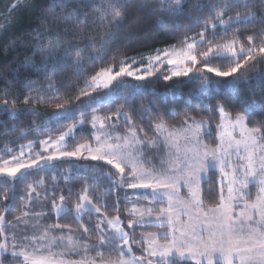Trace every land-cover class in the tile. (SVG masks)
Here are the masks:
<instances>
[{"label": "trees", "instance_id": "1", "mask_svg": "<svg viewBox=\"0 0 264 264\" xmlns=\"http://www.w3.org/2000/svg\"><path fill=\"white\" fill-rule=\"evenodd\" d=\"M106 3L107 0H0V102L7 98L8 107L12 108L13 98L17 101L14 115L0 105V163L19 155L27 145L37 147L40 141L53 139L79 123L68 141V148L91 144L93 115L104 120L106 116L110 120H119L124 124L120 125L121 129L128 127L124 116L115 115L122 103V97L119 100L117 97L125 89L133 94L134 110L128 111L132 126L143 129L145 136L150 135L146 129L152 125L163 123L167 127H176L185 117L214 125L218 122L216 109L221 106L223 113L231 117L240 113L243 106L248 126H260L255 122L264 120V106L260 103L264 99V59H261L264 54L253 52L256 59L245 62L248 53L241 54V48L249 47V35H259L260 39L252 45L258 49L264 42V27L258 20L235 22L237 13L259 11V3L254 9H245L243 6L236 8L234 0H180L182 14H172L164 12L168 0H132L119 24L115 23L111 10L105 11ZM52 4L57 6L49 7ZM140 4L147 7L141 10ZM209 4L218 7L209 13L206 11ZM46 31L52 35H40ZM65 31L67 35H60L59 43L62 48L69 49V56L60 62L54 74L45 77L26 63L31 58L34 64H39L40 54L34 55L37 44L51 47L57 40L55 34ZM202 32L206 41L195 47L198 63L194 70L199 69L211 79V86H206L192 73L166 81L164 77L171 75L165 65L153 69L151 75L137 85H120L119 88L110 85L105 89L87 86L93 76L132 58L166 48L182 49L193 39L200 42ZM105 36L107 50L102 59H96L94 45L98 48ZM225 45L234 48L235 55ZM209 48L214 52L210 54L207 67L228 71L237 61L244 66L229 77L208 73L202 53ZM77 51L83 53L79 58L80 70L75 63ZM200 90L211 97L206 103L196 96ZM5 91L11 95L5 97ZM26 97L29 98L27 104L24 103ZM57 104H64L68 110H58ZM13 125H16L15 131L11 130ZM205 142L216 146L213 137ZM114 180V171L103 162L89 159L55 161L20 174L14 185L5 184L1 178L0 188L11 187L14 195L8 201L0 200V211L8 205L3 215L4 221L9 223L30 211L43 209L46 214L42 227L59 223L77 231L81 224L71 213V208L80 203L81 196H87L91 205L100 208L98 216L102 218L123 215L127 210L130 204L128 192L117 188ZM200 189L204 205L214 207L218 198L214 172H209ZM51 201L61 202L68 211L56 218L51 211ZM86 215L92 223L96 220V216ZM32 219L37 226L36 219ZM66 230L56 231L66 233ZM156 230L157 227L152 225L135 228L133 239ZM135 253L138 252L135 250Z\"/></svg>", "mask_w": 264, "mask_h": 264}, {"label": "snow or ice", "instance_id": "2", "mask_svg": "<svg viewBox=\"0 0 264 264\" xmlns=\"http://www.w3.org/2000/svg\"><path fill=\"white\" fill-rule=\"evenodd\" d=\"M132 0H107L105 11L111 10L114 13L113 19L116 24L122 22L125 18L126 9ZM259 3V11H248L245 14L237 13L235 17L236 23H242L244 21L258 20L261 27H264V16L261 13L264 12V0H234V6L240 8L243 6L245 9L256 8ZM52 4L49 7H56ZM60 6H63L61 3ZM147 7L146 4H140L141 10ZM218 7L217 5H207L206 11L211 13ZM164 12H171L172 14H182V5L180 0H168V8L164 9ZM198 19V17L196 18ZM221 24L224 21L221 19ZM111 23V22H110ZM163 23V21H161ZM52 35L50 31L40 33L43 35ZM56 43L51 47H40L39 43L34 48V55L40 54L39 64H34L31 58L26 60V63L33 65V69L36 72L44 73L45 77H49L54 74L60 65V62L69 56V49L62 48L59 43L60 35H67V32L56 33ZM200 42L197 47L203 45L206 41V36L202 32L199 34ZM214 39V37H213ZM260 39L259 35H249L247 41L249 47L247 49L241 48V54L245 51L248 53L245 62L255 60L256 57L252 55L253 52H259L264 54V42L256 49L252 47L256 40ZM107 36L103 37L100 46L97 48L94 45V51L96 52V59H102L106 52ZM79 47V46H76ZM229 51L235 55V49L229 45ZM187 49L183 54V58L179 61L168 59L169 65L177 63L183 64L185 60L190 61L193 67H184L183 69H177L172 72L171 77L165 76L167 81L172 77L189 76L190 73L197 76L206 86H211V79L204 76L199 69L194 71V66L197 65V55H193V44H187ZM214 50L209 48L202 53L203 62L207 67V62L210 60V54ZM77 59L75 63L80 70V57L83 53L77 51ZM167 55V54H166ZM159 59V57H157ZM264 59V55L261 56ZM244 65L237 61L235 66L228 69V71H220L218 68L207 67L208 73H215L218 77H229L237 73ZM124 75L133 76L132 71L126 70L124 66L120 68L119 72L115 75H109L105 83L107 88L112 81L116 80V84L113 87L119 88L120 85L126 83L123 80H117L118 77ZM151 75V72L147 73ZM136 80H145V76L136 75ZM92 80L95 81L96 77L93 76ZM32 83L31 81L29 82ZM5 97L11 95L10 92L5 91ZM132 93H129L126 89L123 90L117 99H121L122 103L115 111L117 117L124 116L128 121L129 129L131 131V137H124L123 146L121 143H101L100 147L93 149L88 144H79L73 150H60L52 155L44 156L38 155L37 158L28 160L23 159V151L20 155L11 156L10 160H4L0 164V177L4 178L5 184L14 185L18 174H27L30 169L44 165H50L55 161H60L65 158L76 159H90L92 161L104 160L107 164L112 165L118 173L120 178L114 180L113 183L117 188H123L127 183V188L132 190H144L137 191L136 195L144 199H148L150 204L167 203V207H149L147 208V214L150 218L153 211H157L158 215L155 217L163 226L165 223L168 225V230L163 233L162 238L168 241L164 246L157 248L152 246L145 249V257H137L131 261L124 258V247H127L128 252H131L132 238L129 233L123 232L121 229H117L116 235L106 234L101 227V223H98L95 227L98 232L99 247H105L111 245L113 250L118 251L120 256L118 260H102L100 264H181L182 261H192L193 264H264V120L256 121L259 127H249L246 123V114L244 107L242 106L241 112L237 113L234 120L231 123V130L226 128L223 124L217 126V139L219 143L216 147H209L204 144L201 135L202 128L205 126L203 120L196 121L192 117H185V119L176 127L169 130L168 137H165V143L172 145L171 142L178 139H183L185 144L184 151V163L183 166L179 162V157L173 162V165L169 168L161 166L160 169L154 167H147L145 164L139 163V161L133 156V154L126 150L127 147H134L135 144L148 143L152 144L153 141L145 142L142 139H137V134L142 132L143 129H135L132 126L131 117L128 116V111H133L134 100L132 99ZM211 99V97H209ZM8 99L5 98L0 105L3 109L9 113L17 111L15 104L16 99L13 98V107H8ZM25 104L29 103V98L26 97ZM261 105L264 106V99L261 100ZM58 110L67 111L68 109L64 104L56 105ZM122 109H127L124 111ZM219 111L223 112V107L219 108ZM82 115H84L82 113ZM143 118V117H141ZM97 117L93 116V129L95 130V121ZM105 120H110V117L106 116ZM105 125L101 124V129H104ZM156 129H164L163 123L157 124ZM12 131L16 130V125L12 126ZM116 130V124L109 125V130L105 133L110 139ZM43 131V130H41ZM73 128H69L66 132L59 136L57 143L63 142L65 137L71 136ZM238 132L239 138L233 133ZM97 141L101 140L100 136H96ZM116 141H120V136L115 137ZM51 140L45 141V145L50 143ZM31 143V142H30ZM108 149L104 151L103 149ZM87 149L89 156H83V150ZM47 150V149H45ZM139 157L143 158V148L137 150ZM179 152V149H177ZM190 153V155H189ZM237 158L238 163H233V158ZM131 164L128 172H126V166ZM211 168H216L221 173L222 178L225 176H231V179L227 181V197L224 195L223 186L220 189V200L215 208L203 209V194L199 185L203 176L207 175ZM226 169H230L228 172ZM131 176V182L126 181V176ZM249 178H254L258 185V192L255 199L251 198V194L248 191ZM224 180H221L223 185ZM188 189V199L182 200L179 198L181 188ZM71 191V190H69ZM2 196L0 200L8 201L14 195L13 188L4 187L0 188ZM63 200L64 197H61ZM81 203L76 205V211L79 212L81 208L91 205V201L87 196H81ZM174 204L179 205L183 209V215L189 219L186 222H181L180 212L174 208ZM7 204L4 205L6 210ZM95 212L99 213L100 208L92 205ZM52 209L57 214L61 211L60 206L53 203ZM4 221V215L0 214V222ZM153 222L151 219H145L141 214L140 219L132 220L129 222V228H135L138 224H145ZM109 224L114 223L113 220L108 221ZM83 228V233H89L90 229ZM60 230L63 232L67 229L69 233L73 230L69 225H61L59 223L49 225L45 230V237L50 230ZM152 237H156V233L149 234ZM171 236L172 239L168 240ZM35 239V237H33ZM65 239L63 235L60 237L53 236V240L62 241ZM71 248L79 247V241L74 240L71 235L67 237ZM136 243L145 242L143 238L136 240ZM155 244V240H153ZM85 250H87V242H84ZM97 247V245H94ZM17 245L13 244L11 248L5 243H0V264H4V257H23V264H67L66 261L60 257L63 255L57 254L51 251L49 248L47 251L49 255H40L39 258H33L31 254H26L22 249L17 251ZM36 252H41L42 249H35ZM99 254V253H98ZM173 257V259H169ZM82 264H96V261H84Z\"/></svg>", "mask_w": 264, "mask_h": 264}, {"label": "rangeland", "instance_id": "3", "mask_svg": "<svg viewBox=\"0 0 264 264\" xmlns=\"http://www.w3.org/2000/svg\"><path fill=\"white\" fill-rule=\"evenodd\" d=\"M189 43L193 44L194 50L192 54L195 55V47L197 44H199V39H193V40L187 41L184 44L182 49L166 48V49H163L162 51L154 52L152 54L132 58L128 61L123 62L122 64L118 66L102 71L98 76H96V80L95 81L90 80L87 86L90 89H101V88L105 89L104 85L108 79V76L115 75L116 72L120 71V68L122 66H124L126 70L128 71H132L134 75L133 76L124 75L122 77H118L117 80L126 81V83L122 85H132V86L135 84L136 85L139 84V82L141 81V80L139 81L136 80L135 78L136 75H141V76L146 77L148 76L147 73L152 72L153 69L159 66H162V65H165L168 68L170 75L172 74L173 71L177 69H183L184 67H193L191 65V62L187 60H185L183 64L177 63L174 65H169L167 63L168 59H173L177 61L182 59L183 54L186 51H188L187 44ZM157 57H159V59H157ZM114 84H116V80L112 81V84L110 85H114ZM196 96L203 103H206L209 97L207 92L204 90H200L196 94ZM62 113L58 115L60 116ZM216 113L218 117V122L214 125H211V124H208L206 121H204L205 126L202 128L201 138L204 144L208 145L209 147H212V146L207 144V142H205V140L207 139L210 140L213 137L216 141V145L219 143L217 139V126L223 124L226 128L231 130V123L236 116L235 115L231 117L219 111V107H217ZM10 114L14 115V113H10ZM95 117H97L95 121V130L92 127L93 125L92 119H91V124H90L91 130H92L91 132L92 143L91 144L86 143L89 146H91L93 149L100 147L101 143L119 142L123 146L124 144L123 138L131 137V131L129 129L128 121H126L128 127H124L123 129H121L120 125L124 126V124H121L119 120L106 121L104 119L99 118L98 116H95ZM196 121H200V120H196ZM112 123L116 124V130L113 133L112 138L110 139L105 133L109 130V125ZM79 124H77L76 126L70 127V128H73L72 135L65 137V140L63 142L57 143V141L59 140V136L62 133L66 132L69 128L66 129L64 132H62L59 136L53 139H45L43 141H40L37 147H35L34 145H27L22 150L23 159L24 160H28L29 158L35 159L40 154L44 156H48L60 150H67V151L73 150L76 146L74 148H68V143H69L68 141L73 136V133L75 129L79 126ZM101 124L105 125L104 129H101ZM156 125H152V127H148L146 129L150 133V135L148 136H145L143 131L137 134V139H142L145 142L153 141L154 143L152 144L145 143L143 144V146H141L140 144H135V142H133L134 147H127L126 150L131 152L133 156L139 161V163L145 164L147 167H154L156 169H160L161 166H163L164 168H169L173 165V162L177 160V157H179V162L183 166L186 142L183 139H178V140H174L171 142L172 145H175L174 147L171 145L166 146L164 138L168 137L169 130L173 129L174 127H167L164 125V129L158 131L156 129ZM233 134L237 138H239L238 132H234ZM117 135L122 138L120 141H116L115 137ZM96 136H100L101 140L97 141L95 139ZM49 140H51V142L45 145L44 142L49 141ZM141 147L143 148V153H144L142 159L139 157V153L137 151ZM177 149H179V152L177 151ZM103 150L107 151L108 149L105 148ZM20 153L21 151L19 152V155ZM83 156L84 157L89 156L87 149L83 150ZM63 160H77V159L76 158H65ZM98 162H103L107 164L104 160H99ZM2 163L3 162H1L0 164ZM233 163H238L237 158L235 157L233 158ZM41 166H44V164H42ZM109 166L112 168V170L115 173V180H118L120 178V173H118L116 169L112 167V165H109ZM130 167H131V164L126 166V172H128ZM36 168L30 169V170H34ZM226 171L230 172L231 170L226 169ZM209 172H214L216 174V180L218 184V198H217V203H218L220 200V189L222 186L224 190V195L225 197H227V181L231 179V176H225L222 178L221 173L216 168H211ZM208 174L203 176L201 183L207 181ZM19 175L20 174H18V176ZM1 178L3 177H0V179ZM222 179L224 180L223 185L221 184ZM126 181L131 182L130 175L126 176ZM199 188H200V185H199ZM122 189L128 192L127 198L130 201L129 206L123 215H117L113 218H102L98 216L99 213L93 210L92 205H87L81 208L79 212L76 211V205L71 208V213L73 214L75 219H77L81 225L90 229L89 233L87 234L83 233L82 227L80 230L72 231L71 233H69L68 230H66V233H60V231L58 232L53 229L49 231L47 238L41 239L42 237H45V230L43 231V229L48 228V227H42V225L44 224L43 216L46 214L45 210L42 209V210H39L38 212L30 211L29 213L24 214L23 217H17L15 218L14 221H11L9 223L5 221L0 222V243L7 244L9 248H11L13 244H15L17 245V249H16L17 251H20L22 249L26 254H31L33 258H39L40 255H45V256L49 255V252L47 250L51 248V251L54 253H57V254L62 253L63 255L60 258L66 261L67 264H82V262L84 261H88V262L96 261V264H100L102 260L104 261L118 260L120 253L118 251L113 250L111 245H108L105 247L98 246L99 244L98 232L95 226L98 223L103 222L101 224V227L104 229L106 234H111L114 236L117 234V229H121L123 232L129 233L133 241L131 243V252H128L127 247L121 245V247H124V258L126 260L131 261L132 259L137 258V257H145L146 255L145 249L150 248L152 246L160 248L168 242L162 238L163 233L168 230V225L165 223L163 226H161L160 222L155 219V217L158 215L157 211H153L151 217L149 218L146 210L149 207H154L157 209L159 207H167V203L165 202L162 205L159 203L150 204L148 199H144L136 195L137 191H144V190L128 189L127 183L124 184V187ZM248 191L251 194V198L255 199L257 192H258V185L254 178H249ZM36 195L37 194H35V196ZM179 198L182 200L188 199V189L182 187L180 194H179ZM53 203L54 201H51V211L56 218L62 215L63 213H65L66 211H68V208L65 205L61 204V202H58L55 204L60 206L61 211L57 214L52 209ZM216 205L214 207L208 208L203 204L202 211H206L207 209H210V208H215ZM174 208H176L180 212L181 222L188 221L189 218L183 215V209L179 205L174 204ZM4 212L5 210H1L0 214H3ZM86 214L96 216V220L92 223V221L88 218ZM141 214L144 215L145 219H151L153 222L145 223V224H138L136 225L135 228H140V227L147 226V225L155 226L157 227V230L151 233H156L157 236L152 237L149 235L150 233L141 234L137 236L136 240H140L141 238H143L145 242L136 243L135 242L136 240L134 241L133 239L134 237L133 231L135 228H129L128 225L130 221L140 219ZM32 218L36 219L34 221L38 223L37 226L34 225ZM82 220H85V223H83ZM109 220H113L114 223L109 224L108 223ZM89 226L91 227L93 226V228H90ZM30 228L32 229L30 230ZM29 230L32 232L33 231L35 232L29 233ZM61 235H63L65 239H63L62 241L53 240V236L60 237ZM69 235H71L74 240L79 241V247L74 248V249L71 248V246L69 245V241L67 239ZM33 237H35V239H33ZM171 239L172 237L169 236L168 240H171ZM153 240H155V244H153ZM85 241L87 242V250H85V246H84ZM94 245H97V247H94ZM35 249H42V251L36 252ZM135 250L138 253H135ZM2 255L3 254L0 253V256ZM169 259H173V257H170ZM181 263L193 264L192 261H182ZM4 264H23V257H16V258L4 257ZM145 264H147V260H145Z\"/></svg>", "mask_w": 264, "mask_h": 264}, {"label": "crops", "instance_id": "4", "mask_svg": "<svg viewBox=\"0 0 264 264\" xmlns=\"http://www.w3.org/2000/svg\"><path fill=\"white\" fill-rule=\"evenodd\" d=\"M181 264H188V263H181Z\"/></svg>", "mask_w": 264, "mask_h": 264}]
</instances>
